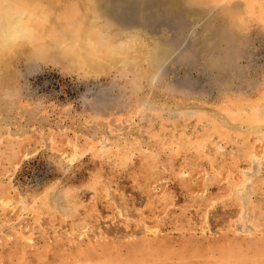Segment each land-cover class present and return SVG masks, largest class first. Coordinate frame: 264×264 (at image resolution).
Listing matches in <instances>:
<instances>
[{
    "label": "rangeland",
    "instance_id": "obj_1",
    "mask_svg": "<svg viewBox=\"0 0 264 264\" xmlns=\"http://www.w3.org/2000/svg\"><path fill=\"white\" fill-rule=\"evenodd\" d=\"M38 1L86 63L0 55V264H264V0Z\"/></svg>",
    "mask_w": 264,
    "mask_h": 264
},
{
    "label": "clouds",
    "instance_id": "obj_2",
    "mask_svg": "<svg viewBox=\"0 0 264 264\" xmlns=\"http://www.w3.org/2000/svg\"><path fill=\"white\" fill-rule=\"evenodd\" d=\"M38 0H0V55L30 46L42 55Z\"/></svg>",
    "mask_w": 264,
    "mask_h": 264
},
{
    "label": "bare ground",
    "instance_id": "obj_3",
    "mask_svg": "<svg viewBox=\"0 0 264 264\" xmlns=\"http://www.w3.org/2000/svg\"><path fill=\"white\" fill-rule=\"evenodd\" d=\"M52 2V1H51ZM88 3V2H87ZM90 3V2H89ZM38 5L39 8H42V3H40L38 1ZM53 7V4H51ZM49 6V5H48ZM47 6V7H48ZM89 5H87L88 7ZM91 6V5H90ZM57 8V7H55ZM53 9V8H52ZM97 10V9H96ZM52 10L51 9H46L44 11H40L41 13V18H42V23H41V28H43V30L47 29L46 31L48 33H54V37H52L54 40H56V42L60 43L59 46L62 47V49H72L77 58H78V62L81 64H85L86 63V59L84 56V49L85 46L83 45V42L86 40V29H84L85 27H83L82 25H73L70 26L71 29V33L70 34H64V32L66 30L61 29L62 27L59 28V26L57 24L54 23V18L52 16ZM54 13V12H53ZM96 14V13H95ZM92 15V14H91ZM101 16V15H100ZM56 17V16H55ZM99 17V16H98ZM103 20V19H101ZM89 21V20H88ZM96 21V20H95ZM57 22V20H56ZM101 23V22H100ZM87 25V23H86ZM77 28V29H76ZM42 30V31H43ZM89 32V30H88ZM90 39V38H89ZM120 39V38H119ZM144 40V39H143ZM52 41V40H51ZM89 42V41H88ZM118 42V41H117ZM91 43V42H90ZM47 44V43H46ZM29 47V46H28ZM153 47V46H152ZM25 49V48H22ZM27 49V48H26ZM48 49V48H47ZM119 49V48H118ZM146 49V48H145ZM155 49V48H154ZM49 50V49H48ZM130 50V49H129ZM47 51V50H46ZM127 51V50H126ZM24 52V51H23ZM150 53V52H149ZM110 54V53H109ZM103 55V54H102ZM146 55V54H144ZM4 56V55H3ZM40 56V55H39ZM118 56V55H117ZM137 56V55H136ZM155 56V55H154ZM9 57V56H8ZM4 58V57H3ZM131 58V57H130ZM152 58V57H151ZM153 59V58H152ZM6 60V59H5ZM8 60V59H7ZM6 60V61H7ZM76 60V59H75ZM102 60V59H100ZM111 60V59H110ZM109 60V61H110ZM138 60V59H137ZM9 61V60H8ZM108 61V60H107ZM106 61V62H107ZM76 62V61H75ZM156 62V61H155ZM78 63V64H79ZM109 63V62H108ZM114 63V62H113ZM157 63V62H156ZM129 64V63H128ZM138 64V63H137ZM141 64V63H140ZM139 64V65H140ZM89 65V64H88ZM92 65V64H91ZM112 65V64H111ZM122 65V64H121ZM126 65V64H125ZM8 66V65H7ZM79 66V65H78ZM98 66V65H96ZM92 67V66H91ZM112 67V66H111ZM97 68V67H96ZM109 68V67H108ZM128 68V67H127ZM98 69V68H97ZM136 69V68H135ZM134 69V70H135ZM105 70V69H103ZM108 71V69H107Z\"/></svg>",
    "mask_w": 264,
    "mask_h": 264
}]
</instances>
